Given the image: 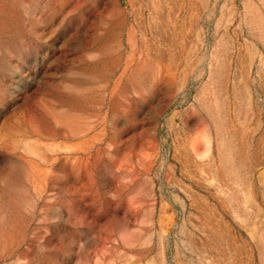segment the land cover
Segmentation results:
<instances>
[{
	"label": "rangeland",
	"instance_id": "374dc122",
	"mask_svg": "<svg viewBox=\"0 0 264 264\" xmlns=\"http://www.w3.org/2000/svg\"><path fill=\"white\" fill-rule=\"evenodd\" d=\"M0 264H264V0H0Z\"/></svg>",
	"mask_w": 264,
	"mask_h": 264
}]
</instances>
